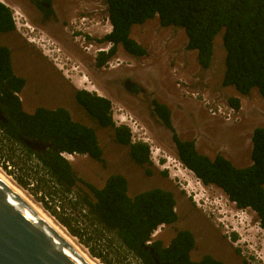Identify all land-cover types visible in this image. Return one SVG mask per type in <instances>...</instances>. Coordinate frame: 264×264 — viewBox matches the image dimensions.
I'll return each mask as SVG.
<instances>
[{"label":"rangeland","instance_id":"374dc122","mask_svg":"<svg viewBox=\"0 0 264 264\" xmlns=\"http://www.w3.org/2000/svg\"><path fill=\"white\" fill-rule=\"evenodd\" d=\"M4 1L10 4L9 0ZM52 5L55 17L44 22L40 11L28 0H12L11 16L13 12L19 13L22 22L28 26L19 31L14 27L12 34L0 35V44L9 46L14 73L26 81L20 93L26 112L32 113L38 107H62L69 112L73 121L95 130L103 153V163L95 162L87 156L74 155L70 164L77 177L96 188H102L109 176L120 174L127 180V193L130 197L154 188L166 190L175 200L178 225L193 227L202 234L212 236L215 242L221 241L222 252L234 264H264V230L260 228L256 214L250 209L236 208L219 188L214 185L204 186L193 173L184 168L176 158L171 132L152 117L151 104H168L173 112L180 105L178 124L181 129H175L171 124L178 138L194 141L197 152L210 159L221 155L237 168L250 165L252 131L256 127H264V99L255 88L248 95H240L231 86H221L225 68L223 30L214 38L212 61L206 70L198 66L195 51L185 50L187 38L183 29L161 27L157 17L144 24L133 25L130 31V37L145 48V56L131 57L119 46L109 60L111 66L108 64L96 69L92 64L95 48L92 53L83 51L78 34L86 26H90L87 32H95L99 38L108 33L110 24L105 0H53ZM101 47L108 49L109 45L105 43L99 45ZM119 66L124 67L130 73L129 78L139 83L146 92L145 101L139 95H129L121 84L112 83L113 79L122 77L118 72ZM72 68L77 72H72ZM75 74L79 79L86 77L82 85L94 86L101 95L75 86L73 80L67 77ZM78 90L107 99L110 102L112 122H115L117 115H122L126 118L125 124L129 122L130 128H136V136L140 135L148 146L150 165L136 166L128 157L127 148L114 142L113 130L100 128L91 120L75 102L74 94ZM190 93L203 94L222 103L230 97H241L240 108L227 122L209 116L206 108L198 99L192 98ZM198 104L210 118L218 121L205 122L206 118L197 115L198 110L194 106ZM174 121L176 125L177 120ZM132 130L129 129L131 133ZM151 157L159 159L158 166ZM7 165L6 169L0 165L2 174L59 224L42 207L37 198L41 194L38 192L34 195L31 184L27 189L18 185L15 180L17 177L29 180L24 172L17 165L14 169ZM162 165L165 166L162 168ZM179 172L183 177L179 176ZM189 186L193 189L190 190ZM54 203L51 207L55 209L57 205ZM74 241L91 256L85 245L76 238ZM100 244L103 245L94 241L88 245L99 252L103 250ZM110 257L112 255L107 259ZM94 259L104 264L102 260Z\"/></svg>","mask_w":264,"mask_h":264},{"label":"trees","instance_id":"16d2710c","mask_svg":"<svg viewBox=\"0 0 264 264\" xmlns=\"http://www.w3.org/2000/svg\"><path fill=\"white\" fill-rule=\"evenodd\" d=\"M105 4L111 31L100 42H108L111 48L108 53H99L97 67L112 58L118 46L131 57L145 56V48L130 37V31L133 25L157 17L161 27L183 29L185 50L196 52V62L204 70L212 61L214 38L223 30L225 68L221 86H231L240 95H248L255 88L264 99V0H105ZM13 29L11 12L0 4V32ZM24 85L25 80L13 72L9 49L0 46V109L7 120L0 122L1 167L17 165L23 171L31 183L17 177L18 185L27 189L31 184L33 194H41L37 198L42 207L88 248L91 257L104 264H155L144 248L159 225L177 220L173 195L154 188L130 197L126 180L120 175L109 176L102 188L78 178L60 153L103 163L95 130L73 121L62 107H38L26 113L16 94ZM74 99L98 127L113 130L114 142L127 148L134 164L150 165L148 146L132 144L129 129L114 126L107 99L85 90L76 91ZM227 102L234 109L240 107L238 98L230 97ZM155 105L164 127L171 132L177 160L204 186L219 188L236 208L253 211L264 230V127L252 131L250 165L237 168L221 155L210 159L199 154L194 141L178 138L168 107ZM19 138L50 143L51 147L36 153ZM94 241L103 243V250L96 252L88 245ZM153 252L160 255L158 250ZM165 253L163 259L171 261L172 251L166 249Z\"/></svg>","mask_w":264,"mask_h":264},{"label":"water","instance_id":"95a60500","mask_svg":"<svg viewBox=\"0 0 264 264\" xmlns=\"http://www.w3.org/2000/svg\"><path fill=\"white\" fill-rule=\"evenodd\" d=\"M0 122L6 123L0 109ZM31 151L51 147L34 139L19 138ZM155 264L158 261L145 245ZM0 264H88L11 188L0 181ZM168 264V263H167Z\"/></svg>","mask_w":264,"mask_h":264},{"label":"flooded vegetation","instance_id":"af4514ba","mask_svg":"<svg viewBox=\"0 0 264 264\" xmlns=\"http://www.w3.org/2000/svg\"><path fill=\"white\" fill-rule=\"evenodd\" d=\"M28 1L31 5H33L36 9H38L40 11L42 21L46 22V21L54 19L55 15L53 13L54 11H53V5H52L53 0H28ZM0 4L4 5L9 11H10V9L11 10L13 9L7 3L4 4V3L0 2ZM13 14H14V12H13ZM19 19L22 20V17L20 15H19ZM89 22H91V21H89ZM84 25H86V23H84ZM13 26H14V24H13ZM27 26H28V24H27ZM84 29L85 30L80 31V33L78 34V36L81 39L80 48L83 49V51H87V52H91V53H92L93 48H95V51H93V54H95V55H93L92 64H93V68L97 69L98 68L97 67V60H98V55H99L97 50L99 49V45H103L105 43L108 44V42H106V41L100 42L103 39V37L102 38L97 37L96 34H94L95 32L94 33L87 32L86 30H89L90 26H86ZM13 31H14V29L12 31H8V32H0V35L1 36L9 35V34H12ZM17 31H19V30H17ZM108 45H109V48L107 49L106 53H108L110 48H111V45L110 44H108ZM0 46H6L9 49L10 62H11V67L13 69V60H12L11 49L9 48V46H7L4 43L0 44ZM117 48H116V50H117ZM102 49H104V48H102ZM121 49L123 50L122 47H121ZM116 50H115V54H116ZM110 59L111 58H109L105 62V64H103L101 67H104L106 65L108 66ZM125 70L126 69L124 67L119 66L118 72L121 73L119 75H122V77H120L119 79H113L112 83L121 84L122 87L124 88V90L129 95L134 96V97H138V95H139V97L144 99L142 101H145L146 98H144V95L146 92L140 87L139 83H137L134 80H131L129 78L130 73L128 71H125ZM13 72H14V70H13ZM15 75H17V74H15ZM19 77H21V76H19ZM21 78H23V77H21ZM25 84H26V81H25ZM23 88L21 89L20 92L16 93L20 102L22 101V99L20 97V93L22 92ZM21 105H22V103H21ZM57 108H59V107H57ZM22 109H23V111H25L23 105H22ZM45 109H47V108H45ZM151 109H152L151 111H152V117H153L154 121L156 123L164 126L161 117L157 114L156 105L151 104ZM49 110H53V109H49ZM26 113H28V112H26ZM29 114H31V113H29ZM39 153H43V152H39ZM135 165L138 166L137 164H135ZM114 175H120V174H114ZM120 176H122V175H120ZM126 186H127V191H128L127 180H126ZM175 212H176V210H175ZM176 215H177V213H176ZM177 223H178V217H177V220L171 225H166V224L159 225L158 226L159 229L156 231L154 237L149 240V246L153 249V251L155 249V250H158L160 252V255L158 253L154 254V255L156 256L157 259L160 258L163 260L164 263H162V264H167V263L168 264H234L232 261L228 260L226 254L222 252L220 245H223V244L221 243V241L215 242L212 236H207L205 234H202L193 227L182 226V225H178ZM166 249H170L172 251V255H171L172 260L171 261H166V259H163V256H166V253H165ZM144 250L149 253L148 250H146V249H144ZM235 252H238V251L235 250ZM149 255L151 256L150 253H149ZM158 261H159V259H158Z\"/></svg>","mask_w":264,"mask_h":264},{"label":"built area","instance_id":"2783aa9c","mask_svg":"<svg viewBox=\"0 0 264 264\" xmlns=\"http://www.w3.org/2000/svg\"><path fill=\"white\" fill-rule=\"evenodd\" d=\"M12 21H13V24L15 25V28L17 30H20L24 26L27 27V24L25 22L23 23L22 20L19 19V13H17V12H14V14L12 15ZM103 50H105V49L99 48L97 50V52H102ZM109 65L111 66V64H109ZM186 94H187V92H186ZM190 96L192 98L198 99L201 102V104L206 108L209 116L218 117V118H221L227 122L232 119L233 115L235 114V111L238 110V109H234L233 107H231L228 104V102L222 103L220 101H215V100L210 99L208 96L203 95V94L199 95L198 93H195V94L190 93ZM116 120H117V124L115 123ZM125 121H126L125 117H123L122 115H117L115 117L114 123H115V126H126L129 129H133L132 130L133 133H131V138H130L132 144L138 143V142L144 143L145 140L143 138H141L140 135L136 136V128L135 127L130 128L129 122H128V124H125L124 123ZM130 125H133V124H130ZM74 155H76V154L60 153V156L62 158H64L65 160H67L68 162H71V160H73ZM151 160L153 161V163L156 166H158L160 163L159 159L152 158ZM164 166L165 165H162L161 167L163 168ZM56 209H57V211L59 210L58 208H56ZM158 229H159V227L153 231V233L151 234V238L155 235V233ZM146 244H149V242H147Z\"/></svg>","mask_w":264,"mask_h":264},{"label":"bare ground","instance_id":"6f19581e","mask_svg":"<svg viewBox=\"0 0 264 264\" xmlns=\"http://www.w3.org/2000/svg\"><path fill=\"white\" fill-rule=\"evenodd\" d=\"M0 2L4 3V0H0ZM5 4V3H4ZM61 70V67H59ZM66 72V71H65ZM72 72H77L76 69L72 68ZM70 73V72H69ZM66 76V75H65ZM77 74H75V76H68V78H70L71 80H73L72 82L74 83L75 86L77 87H82L85 90H91V91H95L96 93H98L99 95H101L98 90L92 86V85H82V82L85 81L84 78L86 77H81L82 79H79L78 77H76ZM79 79V80H78ZM84 84V83H83ZM85 86V87H84ZM179 176L183 175L181 174V172H179ZM0 181L2 183H4L5 185H7L9 188H11L24 202H26L33 210L34 212L43 220L45 221L57 234H59L88 264H99L98 261L96 259H94L93 257L89 256L75 241L74 238L70 237V235H68V233L56 222H54L52 220L51 217H49L40 207H38L36 204L33 203V201H31L22 190H20L16 185H14L9 179H7L1 172L0 170ZM191 185V184H190ZM201 187V186H200ZM189 189H193L192 187L189 186ZM198 190V188H197ZM241 222V221H240ZM237 223V222H236Z\"/></svg>","mask_w":264,"mask_h":264},{"label":"crops","instance_id":"0c3cea01","mask_svg":"<svg viewBox=\"0 0 264 264\" xmlns=\"http://www.w3.org/2000/svg\"><path fill=\"white\" fill-rule=\"evenodd\" d=\"M8 2V1H7ZM11 2H12V0H9V3L10 4H8L9 6L11 5ZM4 3H5V1H4ZM6 4V3H5ZM235 98H238L239 99V101H241V97H237V96H234ZM167 107H168V109L170 110V121L172 122L171 124L173 125V127L176 129L177 127H179V130L181 129V126L178 124V121H179V114H180V110H181V106L180 105H177L176 107H175V109H176V111L175 112H173V110L168 106V104H165ZM192 105H194V104H192ZM191 105V106H192ZM195 107V109H197L198 111H197V115H199V114H201V117H202V119L203 118H206L205 119V122H213L214 120H216V119H213V118H210L208 115H207V113L204 111V110H202L203 108L198 104L197 106L195 105L194 106ZM177 120V124L175 125V124H173V122L175 123V121L174 120ZM216 121H218V120H216ZM260 127H262V126H260Z\"/></svg>","mask_w":264,"mask_h":264},{"label":"clouds","instance_id":"9594fccd","mask_svg":"<svg viewBox=\"0 0 264 264\" xmlns=\"http://www.w3.org/2000/svg\"><path fill=\"white\" fill-rule=\"evenodd\" d=\"M11 18H12V16H11ZM12 22H13V21H12ZM108 22H109V21H108ZM14 27H15V25H14ZM15 29H16V28H15ZM110 31H111V26H110V29H109L108 33H109ZM108 33H107V34H108ZM102 52H105V53H106V52H107V49L103 50ZM98 53H100V52H98ZM234 98H235V97H234ZM239 108H240V107H239ZM239 108H238V109H239ZM125 127H126V126H125ZM130 133H131V132H130ZM149 158H150V157H149ZM150 239H151V238H150ZM147 245H149V244H147Z\"/></svg>","mask_w":264,"mask_h":264}]
</instances>
